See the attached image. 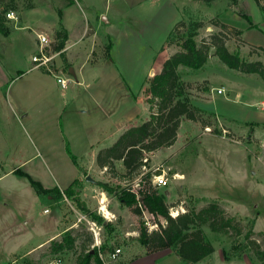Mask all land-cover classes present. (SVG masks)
Instances as JSON below:
<instances>
[{
	"label": "rangeland",
	"instance_id": "obj_1",
	"mask_svg": "<svg viewBox=\"0 0 264 264\" xmlns=\"http://www.w3.org/2000/svg\"><path fill=\"white\" fill-rule=\"evenodd\" d=\"M15 2L16 18L4 21L8 34L0 31V62L9 78H15L7 89L13 100L4 107L10 115L15 109L17 117L14 120L9 117L6 122L23 129L18 135L23 149L31 150L33 155L39 152L22 165V170L44 186H53L54 177L61 179L76 170L80 172L67 151L69 145L83 166L82 183L76 188L79 196L104 219L99 224L102 225V242L108 245L106 251L116 247L122 249L113 264L139 256L147 247L138 237L141 228L147 227L151 219L134 213L119 194L108 192L98 184L102 181L114 189H121L126 187V179H129L124 177L126 170L122 160H113V169H105L97 163L98 152L112 145L121 134L113 132L114 127L111 131L109 126H103L109 110L107 106L114 102L123 110L130 102L134 103L133 97L129 99L126 94H136L140 96L136 121L142 123L149 118L151 104L146 89L151 77L158 73L153 60L160 56L162 46L167 58L180 49L173 42L176 38L169 43L166 40L181 20L203 22L196 37L198 43L204 39L211 41L213 35L227 31L224 42L230 51L238 52L247 60L264 62V52L260 49L264 48V13L255 0H239L236 5L230 0H212L210 3L204 0ZM7 3L9 0H0V11ZM242 13L250 15L257 26H250ZM216 17L229 29L222 31L215 25L212 21ZM235 29L243 33L239 35ZM59 30L70 33V42L69 37L66 42L69 44L83 33L79 44H72L69 51L85 46L91 52L89 59L93 63L87 65L85 77L79 73L76 77L69 72L71 62L66 53L56 56L57 69H63L65 76L71 78L68 88H63L44 67L33 68L31 60L37 49L36 32L47 33L56 43ZM82 58L83 55H79L75 59L76 67ZM152 68H156V72ZM179 71L187 84L197 118L183 117L176 141L150 155V167L163 165L170 180L166 187H158V190L165 192L166 201L171 205L183 203L185 209H201L217 202L226 217H235L233 226L223 230H213L209 223L202 225L216 249L193 264H264V254L261 257L255 251V248L264 251V197L256 192L248 195L244 190L252 185L251 180L256 175L264 182V102L261 103L264 80L258 73L230 68L215 54L214 45L204 66L193 69L180 65ZM76 78L84 80V84H78ZM25 86L26 89L18 90ZM218 88L223 92L219 93ZM99 95L109 99L97 106L96 101H100L94 98ZM85 106L89 108L88 112H82ZM22 108L25 111L22 112ZM207 126L215 140L212 143H206L208 135L203 134L208 132ZM202 144L205 147L200 150ZM208 157L212 159L211 166L204 164L203 159ZM148 169L146 172L150 173L151 168ZM200 171L204 174L198 177ZM174 174L179 177L174 178ZM104 195L107 214L104 210L99 212ZM48 197L36 193L28 178L17 173L7 174L0 180V261L4 263L10 259L11 263L15 259L16 264H29V259L38 261L51 244L39 249L35 255L24 256L23 252L57 229L59 219L55 214L59 211L63 221L61 229L79 223L74 231L70 230L76 242L65 250L66 255L61 259L76 258L74 254L80 251L82 244L93 239L87 228L88 221L78 220L81 215L92 218L80 210L74 199L59 204ZM47 208L49 213L44 211ZM105 215L112 221H106ZM46 259L50 260V257ZM136 264L143 263L139 260ZM167 264L183 262L176 256V260L170 258Z\"/></svg>",
	"mask_w": 264,
	"mask_h": 264
},
{
	"label": "trees",
	"instance_id": "obj_2",
	"mask_svg": "<svg viewBox=\"0 0 264 264\" xmlns=\"http://www.w3.org/2000/svg\"><path fill=\"white\" fill-rule=\"evenodd\" d=\"M204 1L210 3L212 0ZM230 2L236 5L239 0H230ZM255 2L264 13V0H255ZM16 9L17 3L15 0H9L4 10L0 11L1 32L8 34L4 24V21H6L5 13ZM242 16L250 21V26H257L256 23L252 22L250 15L242 13ZM212 22L219 26L222 31L229 29V26L220 21L218 17L214 18ZM202 26L203 22L201 20L191 19L189 21H178L171 29L166 42L169 43L177 39L173 42H176L180 49L166 58L160 72L155 73L149 80L148 89H146L150 95L148 102L151 104L149 118L140 124L129 127L119 135L112 145L101 149L97 155V163L100 166L113 169V160H122L126 170L124 177L128 176L127 178L131 180L142 172L143 158L146 153L172 145L176 141L182 118L186 117L192 120L197 118L196 109L187 93V84L181 77L179 66L184 65L193 69L201 68L208 59L212 45L215 46V54L230 68L245 73H258L264 80V62L262 60H247L238 52L230 51L224 42L227 31H225L226 33L220 31L218 34L213 35L211 41L204 39L202 43H198L196 37ZM235 31L239 35L243 33L240 29H235ZM55 37L54 48L64 55L63 49L66 47L68 33L59 30ZM260 49L264 52L263 47H260ZM162 50H164V46H162ZM66 148L73 161L83 172V166L79 164L69 145ZM14 172L27 177L31 186L39 195H53L63 198L65 194L68 198L76 201L81 211L99 223L103 222V217L91 209L86 201L79 196L76 188L80 187L82 183L80 178H76L61 191L57 186L53 188L45 187L41 181L34 179L28 172L19 168ZM143 177L149 182L151 173L146 172ZM98 184L108 192L119 194L127 207L132 208L134 213L142 215V209L137 203L135 193L127 190L126 187L114 189L108 183L102 181H99ZM148 190V192H142L143 203L150 212L165 217L167 224L161 230L149 231L146 226L142 227L138 239L150 251L171 248L183 264L199 262L215 251L216 247L208 238L202 226L203 224L209 223L213 230H223L232 227L235 221V217L225 216V211L220 208L217 202H212L201 209L191 207V209H187L186 212L180 213L177 217H172L169 214L171 204L167 203L165 192L159 191L157 187L151 184L148 186ZM108 225L109 223H106V226ZM250 234L251 231L248 236ZM74 236L71 235L69 229L66 230L57 250L68 245L73 246L76 242ZM92 243L93 239L91 238L88 242L85 241L82 244L76 264H103L98 254V248H88V245ZM107 249L108 245L103 243L101 250L107 252ZM255 251L261 257L264 254V251H260L259 248H255Z\"/></svg>",
	"mask_w": 264,
	"mask_h": 264
},
{
	"label": "crops",
	"instance_id": "obj_3",
	"mask_svg": "<svg viewBox=\"0 0 264 264\" xmlns=\"http://www.w3.org/2000/svg\"><path fill=\"white\" fill-rule=\"evenodd\" d=\"M101 14H103V13H101ZM88 28H90V27L88 26ZM40 32H42V31H40ZM92 33L94 34L95 31H93ZM82 34L78 37V40L77 41L75 40V42L72 44H79L78 41H80L79 38L82 36ZM68 37H69V42H70L71 36H70L69 32H68ZM72 44L66 43V47L63 49V51L66 53L68 60L71 62L70 68L73 69L74 75L77 77V73H79V75L81 77L82 76L85 77L86 76L85 69H86L87 65L89 63H91L90 59H89V55L91 52H89V50H87L85 48V46H83L82 48H78V50H76V51L73 50V52H70L69 50L71 48H73ZM91 50L93 51V45L91 46ZM163 54H165L164 50H162L160 52V56H156L155 60H153V62L156 63V68L158 70L157 72H159L162 69L163 62L167 58V55L165 56ZM79 55H81V56L83 55V58H82L80 64L78 65V67H76L74 65V61L77 57H79ZM91 64H93V63H91ZM156 68H152L151 70H155V72H156ZM20 71L21 70H19V72ZM23 73L24 72L22 71L21 74H23ZM14 79L15 78H9V76L5 70L4 64H2L0 62V113L2 115V117L0 116V119L3 120L5 123L3 125V124H1V121H0V164H1V169L3 172V177L0 180H2L7 174L15 173L14 171L18 168L22 170L23 164L30 161L33 158V156L39 154V152H37L36 154L33 155L31 153V150H27V148H25V147L23 149V147L21 146L22 142L18 140V135L23 133V129L16 128L13 124L9 125L6 122L7 118H9V117H10V119L13 118L12 120H14L15 116L17 117L15 109L12 110L13 114L11 113V115H10V113L8 111H6L5 107H4V105H7L9 103L11 104V100H13L11 95L8 94L7 89L9 87L10 82L13 81ZM83 81L84 80H80V79L76 78V82L78 84H84ZM75 85H77V84H75ZM68 87H69V85H68ZM68 87H66V88H68ZM24 89H26V86L24 88L18 87V90H20V91L24 90ZM134 95H132L130 93L126 94V96L129 97V99H131L133 97L132 102H134V103L132 104L130 102L129 105L126 106L125 109H123V110H121V107H117L116 103H114V102L111 105L108 103L109 105L107 107L109 108V110H107V113L105 115L106 118L103 120V126H105V125L109 126L110 130L112 129L111 127H114L112 129V130H114L113 132L122 133L126 129H128L129 127H131L133 125L140 124L136 121L137 115L139 113L136 106L139 103L137 101L140 100V96L136 95V94H134ZM237 97H239V95H237ZM96 99H98L100 101V103H97ZM108 99H109V97H105L104 95H99V97L94 98L97 106L105 104L106 100H108ZM262 102H264V100H261V103ZM117 105H119V104H117ZM122 106H124V105H122ZM20 110L22 112L25 111V109H23V108ZM88 111H89V108H87V107L82 109V112H88ZM20 121L21 120H19V122ZM203 134L208 135L206 143H209V142L212 143L213 141H215L213 138V134H211L210 132H204ZM31 141L33 142L32 137H31ZM44 141H45V139L42 142L44 143ZM46 143H47V145H49L50 141L48 140ZM206 143H204V144H206ZM204 144H202V146L200 147V150L205 147ZM36 150H37V148H36ZM72 153H73V151H72ZM74 155L78 156L77 154H74ZM260 159H261V156H260ZM203 160H204V164L206 163L208 166H211L213 163L212 159L210 157L205 158ZM263 164H264V159H263ZM202 171H203V169H202ZM252 172H253V174L255 173V175L257 174L256 171L252 170ZM203 174L204 173H201V171H200L198 177L202 176ZM82 175H83V172L81 170H80V172L76 170L73 173H71V175H68L65 178L58 179V177H54V185L53 186H45V187L53 188V187L57 186L61 189V191H63V189H65L67 186H69L76 178L81 179ZM251 181H253L252 185L249 188L245 187V189H244V190H246L247 194L248 195H254V192H256L257 194H261V196L264 197V193L260 191V190L264 191V182H263L262 178L257 177V175H256ZM48 198L53 199L54 203H59V204L63 200L69 201L68 197L58 198L56 196L49 195ZM44 211H45V209H44ZM1 213H2V211H1ZM47 213H49V212H47ZM55 215L57 216V219H59V224L57 225V229L54 232L45 236L43 239H41L38 242L34 243L33 245L27 247V249L25 250V252H23V254H24V256L35 255L39 249H41L45 246H48V244H51L50 249L46 250L47 252H45L43 255H40V258L37 259L38 261H34V260L29 259V262H31L29 264H33V263H35V264H49L51 261H53L57 257H60V260H61L59 264H62V263L76 264V260H77L78 255L81 252V249L78 253L74 254V255H76V258L68 257L66 259H61V256L66 255L65 250H67V248L70 246L69 245L65 246V248L60 249V250H57V247H58V244L60 242H62L65 231L67 229H69V231L70 230L74 231L76 226L79 223L76 222L74 225H71L69 228L61 229V224L63 222L62 221V214L59 211V213L56 212ZM259 217H258V219H259ZM258 219L256 220V225H258ZM28 224H29V222H27V225ZM263 232H264V230H263ZM88 248H91V247H89V245H88ZM143 251H144L143 254H139V256H136L133 258H129V260H127V261L126 260H120V262L117 264H136V262L139 260H141V262L143 264H167L169 262L170 258L172 260H176V256H177L174 253V251L169 247L161 249V250H157V251H150L148 249L147 250L143 249ZM46 257H50V260H47ZM36 258H38V257H36ZM9 261H10V259L4 263L2 261H0V264H16V262H17V260H15V259L12 260L11 263ZM92 264H95V263H92Z\"/></svg>",
	"mask_w": 264,
	"mask_h": 264
},
{
	"label": "built area",
	"instance_id": "obj_4",
	"mask_svg": "<svg viewBox=\"0 0 264 264\" xmlns=\"http://www.w3.org/2000/svg\"><path fill=\"white\" fill-rule=\"evenodd\" d=\"M7 19H14L16 18V12L14 10H9L5 13ZM55 41L53 43L52 39H50V36L45 32H37V49L32 54V64L33 68H41L44 67L46 70L51 72L54 77L56 78L57 82L63 87H68L71 78L68 76H65L66 72L63 71V69H57L55 66V58L58 56L61 51L55 50L54 48ZM74 81V80H73ZM217 91L219 93L223 92L222 88H218ZM206 131H211V128L209 126L206 127ZM155 151L146 153L145 157L143 158L144 164L142 165V172L136 176L134 179H126V188L127 190L133 192L136 194L137 203L142 209V215L146 217L148 220L149 218L151 221L147 222V229L149 231L151 230H161L162 227H165L167 224V220L165 217L161 215H156L148 210L146 205L143 203V196L142 192H148V186L151 184L154 187H166L169 184V177L168 174L164 168L163 165H154L153 167H150V155L153 154ZM107 169V167H104ZM150 169L151 177L149 178V182L146 181V179L143 177V175L146 173V170ZM178 174H174L173 177L177 178ZM3 177L1 164H0V179ZM179 177V176H178ZM64 197H67L64 194ZM102 206H100L101 212ZM46 212L49 211V209H45ZM109 212V210H107ZM187 209L184 208L183 203L181 205H170L169 207V214L172 217H177L180 213L186 212ZM113 214V213H112ZM156 216V218H155ZM86 219L88 221V230L93 235V243H92V249L94 247L98 248V254L99 257L102 259L103 264H113L114 261L117 260L119 254L122 252V249L120 247H116L115 249L109 251V252H103L101 250V246L103 244L102 242V225L99 224L98 221L94 219H87L85 215H81L78 217V220ZM106 221H112V218L105 215ZM60 259H54L49 264H59Z\"/></svg>",
	"mask_w": 264,
	"mask_h": 264
},
{
	"label": "bare ground",
	"instance_id": "obj_5",
	"mask_svg": "<svg viewBox=\"0 0 264 264\" xmlns=\"http://www.w3.org/2000/svg\"><path fill=\"white\" fill-rule=\"evenodd\" d=\"M106 201H107V199H106V197H105V195H104V198H102V200H101V204H102V208H101V212L103 211V213H105V214H107V213H109L107 210V207H106Z\"/></svg>",
	"mask_w": 264,
	"mask_h": 264
},
{
	"label": "water",
	"instance_id": "obj_6",
	"mask_svg": "<svg viewBox=\"0 0 264 264\" xmlns=\"http://www.w3.org/2000/svg\"><path fill=\"white\" fill-rule=\"evenodd\" d=\"M103 19L106 20V17H105L104 15H103ZM69 72L72 73V74L74 75V71H73L72 68H70Z\"/></svg>",
	"mask_w": 264,
	"mask_h": 264
}]
</instances>
